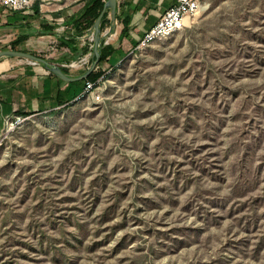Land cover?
Here are the masks:
<instances>
[{
  "label": "rangeland",
  "instance_id": "obj_1",
  "mask_svg": "<svg viewBox=\"0 0 264 264\" xmlns=\"http://www.w3.org/2000/svg\"><path fill=\"white\" fill-rule=\"evenodd\" d=\"M130 52L100 101L0 107V264H264V0Z\"/></svg>",
  "mask_w": 264,
  "mask_h": 264
},
{
  "label": "crops",
  "instance_id": "obj_2",
  "mask_svg": "<svg viewBox=\"0 0 264 264\" xmlns=\"http://www.w3.org/2000/svg\"><path fill=\"white\" fill-rule=\"evenodd\" d=\"M93 1L36 0L25 11H13L0 4V51H15L13 45L17 44V51L43 58L52 66L63 67L68 70L66 75L70 77L84 75L93 63L88 65L84 61L76 66L71 65L75 69L74 73L69 70V63L81 55L85 56L86 49H81L85 53L74 54L63 45L70 40V36L75 35L72 22L79 18ZM176 4L177 0H118L116 21L112 20L108 9L105 14H108L111 24L106 26L104 32L101 30L100 47L104 44L116 49L115 55L110 57L108 62L126 58L145 33ZM125 17H129L131 21L129 30L122 37V21ZM85 40L91 41L95 60L93 28L83 36H77L78 42L84 43ZM98 65L93 72L100 71ZM86 82V79L67 82L43 64H33L23 58H1L0 107L4 114L13 113L16 116L18 112L33 116L36 113L58 111L82 94Z\"/></svg>",
  "mask_w": 264,
  "mask_h": 264
},
{
  "label": "built area",
  "instance_id": "obj_3",
  "mask_svg": "<svg viewBox=\"0 0 264 264\" xmlns=\"http://www.w3.org/2000/svg\"><path fill=\"white\" fill-rule=\"evenodd\" d=\"M36 0H0V4L13 11H25L29 9ZM203 0H177V4L169 8L143 36L138 45L131 50L130 54L141 52L152 44L166 39L183 29L185 21L190 17H196L202 12ZM101 79L97 82H86L80 99L86 95L94 101H100L99 93Z\"/></svg>",
  "mask_w": 264,
  "mask_h": 264
},
{
  "label": "trees",
  "instance_id": "obj_4",
  "mask_svg": "<svg viewBox=\"0 0 264 264\" xmlns=\"http://www.w3.org/2000/svg\"><path fill=\"white\" fill-rule=\"evenodd\" d=\"M106 2H107V0H94L92 2V4L90 6H88V8H86V10L82 13V15L72 22V29H74L75 35H74V37L70 36V40H68V41H66V43H64V45H63L64 47L69 48V50L71 52H73L74 54H80V53L87 52V51L83 52V51H81V49H79V42L77 41V36L78 37L83 36L88 30L93 28L96 20L98 19L99 15L103 11ZM130 21L131 20L129 17H125L123 19L122 24L124 27H123V30L121 33L122 37L125 36L127 31L129 30ZM110 24H111V20L108 18V14H105L103 19H102L101 30L102 31L105 30L106 26H108ZM25 39L26 38H24L23 41H25ZM17 47H18L17 44L13 45V50L17 51ZM115 53H116V49L114 48V46L102 44L100 47L99 64L107 62L110 57L115 55ZM61 70L65 74H68L67 69L62 67ZM104 75H105V73L101 70L96 71V72H92L89 75V77L86 79V81L97 82ZM68 106L59 109V112H61L63 109L67 108ZM54 112L57 113L58 111L57 112L53 111L52 113H54ZM17 115L28 117L31 114L18 112Z\"/></svg>",
  "mask_w": 264,
  "mask_h": 264
},
{
  "label": "water",
  "instance_id": "obj_5",
  "mask_svg": "<svg viewBox=\"0 0 264 264\" xmlns=\"http://www.w3.org/2000/svg\"><path fill=\"white\" fill-rule=\"evenodd\" d=\"M117 7H118V0H107V2L105 3L103 11L101 12L98 19L96 20V22L93 26V33H94V49H93V52L95 55V60H94L93 64L91 65V67L88 69V71L80 77H70V76L64 74L60 67L50 65V63H48L45 59L31 55V54H28V53H25V52H21V51H11V50L0 51V59L1 58H9V57L23 58V59H26V60L32 62L33 64H43L44 66H46V68L49 71H51L52 73H54L55 75H57L58 77H60L61 79L65 80L67 82H77V81L85 80L96 69V67L99 63V59H100L99 47H100V41H101V35H102V31H101L102 19L105 15L106 11L109 9L111 12L112 20L116 21Z\"/></svg>",
  "mask_w": 264,
  "mask_h": 264
}]
</instances>
